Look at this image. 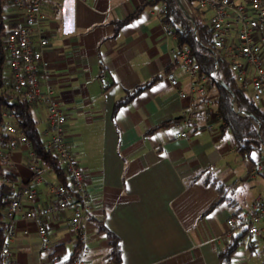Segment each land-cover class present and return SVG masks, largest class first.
<instances>
[{"label": "crops", "instance_id": "0c3cea01", "mask_svg": "<svg viewBox=\"0 0 264 264\" xmlns=\"http://www.w3.org/2000/svg\"><path fill=\"white\" fill-rule=\"evenodd\" d=\"M160 9L159 2L150 0H43L42 26L49 45L44 49L47 74L40 73L39 88L50 87L65 114L63 134L84 173L90 198L88 216L103 219L119 236L121 264H219L223 245L232 234L245 229L237 220L229 226L227 219L234 217L236 209L239 213L248 210L264 192L239 205L242 173L230 166L234 151L227 143V129L220 128L221 119L211 101L201 99L205 81L190 77L176 61V37L166 34L169 25L162 21ZM22 17L13 5L4 10L8 26L19 24ZM127 18L114 34L115 21ZM226 28L228 42H236L238 25L232 17ZM6 68L5 75L10 77ZM169 70L175 72L178 88L187 97L182 98L169 83ZM101 74L108 82L105 89L101 88ZM152 78L151 85L114 109L124 93ZM32 113L43 121V135L45 104L34 102ZM185 116L191 118L188 126H182L188 136L176 138L177 128L165 122ZM249 160L243 175L255 182L264 169L257 173L252 169L257 164L264 166V150L251 152ZM1 165L13 174L16 188L23 184L36 188L38 205L51 201L56 177L41 167L34 176L23 145H17L10 160L2 158ZM208 168L224 182L237 181L233 185L238 202L234 209L221 204L203 214L216 191L190 180ZM30 205L24 202V208ZM71 216L68 206L47 218L49 244L44 249L34 223L18 215L9 264L27 260L28 264H58L57 259L49 261L50 249L72 239L74 245L78 241ZM25 228L27 234L22 233ZM261 228L255 236L245 233L231 264H264V222ZM85 229L81 264H109L105 235L89 220Z\"/></svg>", "mask_w": 264, "mask_h": 264}, {"label": "built area", "instance_id": "2783aa9c", "mask_svg": "<svg viewBox=\"0 0 264 264\" xmlns=\"http://www.w3.org/2000/svg\"><path fill=\"white\" fill-rule=\"evenodd\" d=\"M150 1L161 4V13L167 12V0ZM194 2L199 9L209 12L208 23L213 30L215 46V52L211 53V57L217 59L218 54H221L228 61L236 81L249 89L252 101L264 107V0H246L245 4L235 0H194ZM12 4L23 14L21 22L9 28L5 37L9 52L6 67L10 71L13 98L45 104L47 128L44 134L48 135L46 147L65 167L69 187L56 184L50 190L51 201L38 205L36 188L30 184H23L16 188L10 176L1 179L3 183L13 185L15 189L11 195L3 196V201L6 202L4 209L6 227L0 242V264H9L12 261L11 244L17 235L18 215L34 223L43 247L46 249L49 244L47 218L60 214L68 206L72 208L70 222L79 242V251L74 264H81L86 251L85 223L88 220L90 198L85 187L83 170L75 160L67 138L63 134L65 114L56 99L51 96V88L47 87L44 90L39 88L40 73L47 74L44 49L49 45V38L42 26V0H12ZM229 17H232L238 25L234 43L227 40L226 21ZM166 34L175 36L170 26L166 27ZM173 52L176 61L182 65L190 77L196 79L199 66L190 54V49L179 50L176 47ZM217 68L218 65H216ZM216 69L212 70L209 76L215 77ZM99 77L103 80L101 88L105 89L108 82L104 74ZM166 78L179 90L182 98L187 97V94L178 88V79L173 70L166 73ZM6 117L7 120L1 126V134H4L6 138L0 139V156L10 160L11 153L17 145H23L26 148L28 168L36 176L40 168L29 140L18 128L13 114ZM189 123H191L189 116L174 120L171 123L177 128L174 136L187 137L188 131L182 129V126H188ZM262 169H264L263 164H257L252 172L257 173ZM25 201L31 204L27 208H24ZM236 220L235 217H229L227 224L233 226ZM263 222L264 195H261L252 202L248 210L241 213L239 223L245 228L246 234L255 236L261 233ZM22 233L27 234L28 229H23Z\"/></svg>", "mask_w": 264, "mask_h": 264}, {"label": "trees", "instance_id": "16d2710c", "mask_svg": "<svg viewBox=\"0 0 264 264\" xmlns=\"http://www.w3.org/2000/svg\"><path fill=\"white\" fill-rule=\"evenodd\" d=\"M184 5L191 16L188 19L181 10L177 0H167V12L162 15V21L169 25L176 37V47L180 50L189 48L190 54L198 63L197 81L205 80V88L201 94V99L211 101L215 111L221 119L220 128L227 129L230 134V142L236 155L250 157L254 150H264V107L252 101L249 89L236 81L233 72L230 69L228 61L218 54L217 59L211 57L215 52L214 34L208 23V16L204 10L199 9L194 0H183ZM43 3V0H42ZM12 0H0V139L6 138L1 134V126L7 120L6 115L13 114L14 119L26 138L29 140L32 150L35 153L36 161L39 168L51 170L57 184L68 186L67 172L59 159L46 147V139L38 128V120L32 113L34 102H29L23 98H13L12 80L5 75L4 69L7 66L9 52L5 41L6 33L9 28L4 19V10L11 6ZM117 20L114 24V34H116L121 25L128 20ZM216 65L218 68L216 69ZM216 69V76L211 77L209 73ZM222 79L229 87L230 91L219 83ZM155 78L137 86L131 91H127L114 103V109L128 103L137 93L147 88L154 82ZM233 103V105H232ZM239 111H248L252 115H245ZM173 119L165 122L172 123ZM164 125V124H163ZM160 127V126H159ZM2 157L0 156V242L6 227L4 209L6 202L3 201L4 195H11L15 187L2 182V178L10 176L14 179L11 172L6 171L1 165ZM200 181L205 185L213 187L216 191V197L210 206L203 213H210L216 206L226 204L230 208L238 205L234 195L233 182H224L216 176L212 168L205 169L191 177L190 181ZM14 181V180H13ZM232 216L237 221L241 217L239 209H236ZM98 233H103L107 239L106 260L109 264H121L122 248L121 240L117 234L110 230L104 223L103 219L88 216ZM241 225V223H239ZM242 226V225H241ZM246 230L243 229L236 234H232L228 241L218 252L219 264H231V256L240 245L242 237ZM79 251V242L72 247L67 248L66 242L54 245L48 254L50 262L54 259L59 260L58 264H74Z\"/></svg>", "mask_w": 264, "mask_h": 264}, {"label": "rangeland", "instance_id": "374dc122", "mask_svg": "<svg viewBox=\"0 0 264 264\" xmlns=\"http://www.w3.org/2000/svg\"><path fill=\"white\" fill-rule=\"evenodd\" d=\"M6 69L7 68L5 67L4 73H6V71H7ZM35 118H36V116H35ZM42 127H43V121L40 118H38V128L40 131H42L41 130ZM43 137H45L44 134H43ZM226 139H227V143L231 144L230 134L228 132L226 133ZM257 153H258V150H254V154H257ZM249 161H250L249 157H243L242 158L241 156L236 155L235 152H232V157L229 158L230 166L235 168L236 170H240L242 173L241 177H239L241 185L237 189L238 198L241 200V203L239 204L240 206L245 205L247 198L254 196L258 193L264 192V173L259 175V177L257 178V180L255 182H252L248 177L243 175L244 174L243 173L244 163L249 162ZM73 242H74V240L72 239L71 241H69L67 243V247L69 249H71L72 246L74 245ZM22 252L24 253L25 251L22 250ZM28 263L29 262L27 260V261H24L22 264H28Z\"/></svg>", "mask_w": 264, "mask_h": 264}, {"label": "water", "instance_id": "95a60500", "mask_svg": "<svg viewBox=\"0 0 264 264\" xmlns=\"http://www.w3.org/2000/svg\"><path fill=\"white\" fill-rule=\"evenodd\" d=\"M177 2H178V4H179L181 10H182L183 13L185 14V16H186L188 19L191 20L192 18H191V16H190V14L188 13L186 7L183 5V3H182L180 0H177ZM218 81H219L220 84H222L226 89H228V90L230 91L229 87H227V85L224 83V81H223L222 79H218ZM232 105H233V103H232ZM239 112H241V113H243V114H245V115H249V116L252 115V114H251L250 112H248V111H239Z\"/></svg>", "mask_w": 264, "mask_h": 264}]
</instances>
